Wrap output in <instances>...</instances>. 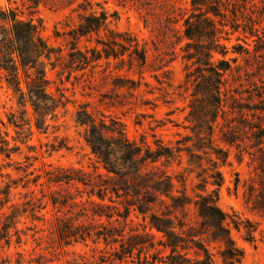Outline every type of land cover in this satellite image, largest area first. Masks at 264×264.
<instances>
[{
    "label": "rangeland",
    "instance_id": "obj_1",
    "mask_svg": "<svg viewBox=\"0 0 264 264\" xmlns=\"http://www.w3.org/2000/svg\"><path fill=\"white\" fill-rule=\"evenodd\" d=\"M224 1L214 6L227 55L214 60H225L230 70L213 126L214 153L201 149L207 129L191 117L196 100L197 114L208 110L202 93L194 97L204 81L187 59L192 49L185 20L194 12L192 0H43L36 9L26 0H0L4 11L41 23L43 39L62 51L57 68H46L47 91L61 102L46 135L33 127L28 142L15 141L18 130L9 118L19 120L27 110L33 120V110L0 86V148L4 140L11 153L8 159L0 149V205L6 206L0 216H19L8 235L0 227V264H159L161 236L149 218L161 214L160 195L152 188L168 176L173 196L194 198L211 174V160L223 177L219 207L256 230L250 236L230 227L244 252L240 264H264V0ZM80 4L108 16L107 28L82 39L81 50H102L113 33L115 51L123 56L84 70L70 62L66 42L84 14ZM117 132L143 148L142 156L149 148L152 160L127 161ZM216 152L226 155L224 164ZM5 186L11 187L9 203ZM187 219H195L193 208ZM133 242L139 245L132 252ZM210 250L216 255L214 246ZM215 264H221L217 256Z\"/></svg>",
    "mask_w": 264,
    "mask_h": 264
},
{
    "label": "trees",
    "instance_id": "obj_2",
    "mask_svg": "<svg viewBox=\"0 0 264 264\" xmlns=\"http://www.w3.org/2000/svg\"><path fill=\"white\" fill-rule=\"evenodd\" d=\"M26 1L33 9L38 8L43 2V0ZM222 2L223 0H192L194 12L185 20L184 32L185 38L190 42L188 48L192 49L191 57L187 56V59L188 61L194 60V65H198V74L201 73L202 76L200 77L204 81L203 84L195 86L200 91L198 90L194 97L202 93L208 106L207 112L197 114L193 105L199 101L192 102L193 114L191 117L194 121L204 124L207 129L201 149L213 152L215 151L213 149V126L217 123L223 108L221 89L225 85V74L230 70V66L225 60H214L215 54L222 57L227 55V49L220 43L219 37L221 30L217 19L221 18V14L218 8L214 6L216 4L223 7ZM78 10L84 14L80 15L79 24L69 31L70 40L66 42L69 46L70 62L77 63L79 69L84 70L103 58L108 60L123 56V51H115L116 45L114 43L117 36L113 33L109 35L107 44H102V50L97 48L81 50L79 44L82 39L90 38L92 35L99 36L107 28L108 16L104 11L97 13L88 10V7L82 4L79 5ZM42 31L41 23L35 24L32 19H22L16 10L4 11L0 8V86L5 85L12 92L20 107L25 109L30 103L33 110V120L26 118L27 110H23L19 120L15 115L9 118V124L18 130L16 133L20 140H15L16 142H28L32 136L33 127L38 133L46 135L50 127L48 120L54 118L60 108L59 99L47 91L49 84L46 68L47 65H50L52 70L57 68L54 61L62 57V51L49 46L42 37ZM141 59L145 61V56L142 53ZM203 73L205 74L203 75ZM201 78L198 76V79ZM23 85H25L26 91ZM83 124L88 125L93 130L96 129L94 124ZM117 133H119V141L124 147L127 161L133 163L137 158H140L139 162L140 160H152V157H149L151 155L149 148H147V155L142 156L143 148L127 144L124 133ZM1 135L0 132V137ZM87 142L90 145L94 144L88 138ZM1 143V154L5 153L9 159L11 153L6 154L5 152L6 142L2 140ZM216 153V159L224 164L227 160L226 155L222 157L221 153ZM161 156L158 155L153 158V161L156 162ZM210 163H212L211 174L205 179V186L199 190L200 192L194 198L188 197L186 192L180 197L173 196V178L168 176L152 188L160 195L161 214H151L149 218L151 229L161 236V240L157 242L162 253L160 260H158L159 264H215L216 256L219 257L221 264H240L242 262L244 252L231 237L230 227L237 231L247 229L246 234L250 236H253L256 230L246 228L244 226L246 222L234 214L225 213L219 207L218 189L223 184V177L218 171L217 162L214 163L211 160ZM133 168L136 169V167ZM143 183H145L144 179ZM209 185L215 187V190L208 191ZM3 192L2 194L8 199L6 203H9L12 194L11 187L5 186ZM164 197L172 201L173 204L171 206L167 204L161 199ZM4 207H6L4 204L0 205V213ZM191 208L194 210V220L187 219ZM261 209L264 211V203L261 204ZM177 212L180 213L177 214ZM2 217H4V224L1 226L2 223H0V227L3 233L8 235L9 230L18 224L16 219L19 216L13 212L11 215L0 216V220ZM247 225L250 226L251 224L247 222ZM146 243L149 242L141 244L146 246ZM138 245L139 242H133L129 247L133 252V249ZM210 246L215 247L216 255L211 252ZM132 252H125V255H131Z\"/></svg>",
    "mask_w": 264,
    "mask_h": 264
}]
</instances>
